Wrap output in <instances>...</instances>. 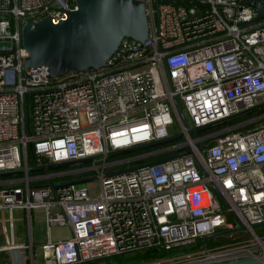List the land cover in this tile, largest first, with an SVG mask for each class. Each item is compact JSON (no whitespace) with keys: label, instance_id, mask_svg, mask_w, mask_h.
<instances>
[{"label":"built area","instance_id":"built-area-1","mask_svg":"<svg viewBox=\"0 0 264 264\" xmlns=\"http://www.w3.org/2000/svg\"><path fill=\"white\" fill-rule=\"evenodd\" d=\"M140 1L145 40L123 37L104 66L51 78L47 67L25 64L21 29L26 19H65L76 0H0V171L19 169L0 180V253L11 264H105L108 255L149 248L166 254L130 264L264 254V113L208 140L189 130L264 102V17L255 19L247 0H159L157 11L154 0ZM178 132L149 153L165 161L107 175L148 155L107 160L111 151ZM88 176L98 188L67 183ZM36 207L45 209L47 240L15 242L14 210L31 223ZM233 213L244 225L236 231L251 237L204 244L205 235L239 227ZM57 225L71 236L53 240Z\"/></svg>","mask_w":264,"mask_h":264},{"label":"water","instance_id":"water-1","mask_svg":"<svg viewBox=\"0 0 264 264\" xmlns=\"http://www.w3.org/2000/svg\"><path fill=\"white\" fill-rule=\"evenodd\" d=\"M158 1L154 0L156 11ZM247 3L256 9L255 19L264 17V0H247ZM156 16L158 18V13ZM147 36L148 18L144 2L140 0H76V8L69 10L65 19L57 23H53L50 18H43L39 21L26 19L21 29L22 43L28 53L25 64L32 68L47 67L51 78L60 77L69 72L96 70L106 64L107 58L115 52L123 37L143 41ZM174 103L183 122L188 126L177 98H174ZM189 130L194 136L198 135L196 127ZM182 136V132L174 133L161 139L111 151V154L152 147L179 139ZM197 147L200 148L199 143H197ZM166 159H158L147 164L159 163ZM55 165L56 163H43L41 166ZM141 165L130 166L107 173V175L129 172ZM18 170H1L0 175ZM94 178L95 176H88L67 183H81ZM212 187L221 201L228 207L227 202L219 193L218 187L215 184H212ZM234 217L238 221L239 227L205 235L202 237L204 244L209 237L244 228L235 214ZM252 226H257V224ZM263 262L264 254L261 257L248 256L212 264H262Z\"/></svg>","mask_w":264,"mask_h":264},{"label":"rangeland","instance_id":"rangeland-1","mask_svg":"<svg viewBox=\"0 0 264 264\" xmlns=\"http://www.w3.org/2000/svg\"><path fill=\"white\" fill-rule=\"evenodd\" d=\"M83 119V118H82ZM232 125L228 124L226 126H221V125H215L211 127V129H208V131L202 135H199L200 137H203V139H210V138H215L216 136H219L223 134L227 129V126ZM221 126V127H220ZM249 127V126H247ZM247 127L243 126L241 127L243 130L247 129ZM170 128V127H169ZM234 128L233 130H235ZM170 130V129H169ZM145 150L144 148L138 149L137 151H132V153H137L140 151ZM150 152H146L145 154H148L145 157L150 156ZM120 154V153H118ZM137 155V154H135ZM107 160H109L107 158ZM87 185L90 187H95L98 188V180H91L87 182ZM5 214V213H4ZM8 215V212H6ZM25 216V217H24ZM2 213L0 212V244L3 242L2 235L4 233V225L2 223ZM14 217H15V222H14V229H15V242L21 243V242H27L29 243L30 238L34 241L35 245H38L42 242H45L47 240V223H46V213L44 208H34L31 211V217L32 221L31 223L28 222L27 215H24V212H22L20 209H15L14 210ZM232 221H235V218L232 217ZM50 234L51 238L53 240H59V239H66L71 236V230L68 226H52L50 228ZM4 236V235H3ZM251 237V233L248 230H240V231H235L227 235L223 236H216V237H210L208 239V244H222L224 241L229 240H240V239H248ZM4 253V254H2ZM6 252H1L0 253V264H9L8 260L3 256L5 255ZM103 261L106 264L105 259L103 258Z\"/></svg>","mask_w":264,"mask_h":264},{"label":"trees","instance_id":"trees-1","mask_svg":"<svg viewBox=\"0 0 264 264\" xmlns=\"http://www.w3.org/2000/svg\"><path fill=\"white\" fill-rule=\"evenodd\" d=\"M243 113H244L243 115H234L232 117H229V119H227L226 121H224L220 124H217V125L226 126L227 123L235 124V123H238L240 121L247 120L250 117L255 116L257 114L264 113V102L259 104L256 107L252 108V109H249V110L243 112ZM213 126H215V125H207V126L198 128V130H197L198 135H202V134L206 133L208 131V129H211V127H213ZM173 142L174 141H170V142H167L165 144H158V145H155L152 147L144 148L145 150L137 152V153H132V154H131L132 151H137V150L122 152L120 154L112 153L108 156V159L109 160L121 159L123 157L130 156V155L143 154L146 152H151V151H153L157 148H160L162 146L172 144ZM184 150L185 149H182L181 151H184ZM30 151L31 150L29 148V153H30ZM178 152H180V151H175V152H172L171 154H175ZM171 154H169V155H171ZM31 156L32 155L30 153L29 157L31 158ZM163 156H167V155H150L148 157H142V158L130 163V165L147 164L148 162L158 160V159L162 158ZM70 167H71V165H69V164H61V165L50 166L49 169L52 171H57V170H62V169L70 168ZM12 176H13L12 173L2 174V175H0V180L1 179H8V178H11ZM165 254L166 253L163 251H157L155 249L149 248V249L136 251V252L129 253V254H112V255H108V256L104 257V259L106 261V264H130V263H138V262H141L143 260H147V259H150L153 257L164 256ZM83 264H85V263H83Z\"/></svg>","mask_w":264,"mask_h":264},{"label":"crops","instance_id":"crops-1","mask_svg":"<svg viewBox=\"0 0 264 264\" xmlns=\"http://www.w3.org/2000/svg\"><path fill=\"white\" fill-rule=\"evenodd\" d=\"M36 208H38V207H36ZM40 208H41V207H40ZM2 238H3V240H2L3 242H2L1 244H3V243H4V241H5V239H4V236H3V235H2ZM42 243H43V242H42ZM23 253H25V254H26V252H21V251H18V252H17V254H18V255H20V254L22 255ZM2 254H4V253H2ZM3 256H4V257H5L7 260H8L9 264H11V263H10V258H9V256H8V254H7V253H5V255H3Z\"/></svg>","mask_w":264,"mask_h":264}]
</instances>
